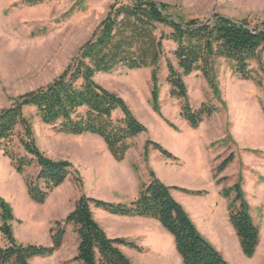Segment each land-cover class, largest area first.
<instances>
[{
	"label": "rangeland",
	"instance_id": "rangeland-1",
	"mask_svg": "<svg viewBox=\"0 0 264 264\" xmlns=\"http://www.w3.org/2000/svg\"><path fill=\"white\" fill-rule=\"evenodd\" d=\"M154 1L159 5H171L175 12L185 18L198 17L207 21L220 14L237 22L245 21L252 28L264 26V0ZM113 2L42 0L29 4L26 0H0V108L11 106L19 96L46 86L59 77L80 53L82 46L93 37ZM171 32L172 28L164 24H159L155 30L163 45V55L158 65L162 114L152 106L154 66L129 69L125 65H118L110 72L95 75L100 84L122 96L138 119L148 127L146 133L131 140L132 147L123 161L112 156L101 136L60 133L42 122L35 107L25 109V113L32 117L35 137L41 149L54 159L72 161L83 178V185L77 184L70 175L61 188L65 202L59 204L55 198L51 206L35 203L29 196L25 176L35 177L38 168L32 167L25 174H19L0 149V195L14 210L16 220L12 225L19 241L47 245L48 218L63 217L69 206L66 198L79 191L112 202L111 199L119 195L115 188L120 183H124V186L129 182L133 186L134 179L129 167L139 178L140 191L141 185L150 180L149 165L158 171L166 184L202 191L200 195L186 193L203 196L207 200V208L200 209L194 215L197 222L194 221L231 264H264V52L250 61L254 78L248 80L237 73L233 60L216 58L213 71L218 93L200 70L185 77L194 109L204 102L219 106L218 112L206 117L198 127H192L181 115V101L171 96L167 83L166 60L170 58L176 63L173 55L176 43L161 37ZM120 115L115 114L116 117ZM169 128L181 132L184 138L178 140L171 136ZM148 139L159 142L175 156V152L186 149L184 158L168 159L179 167L167 169L165 162L150 159L152 151L164 157L152 147L147 162L144 152ZM232 153L233 162L216 177V167ZM223 177L226 178L217 183ZM239 180L251 205L254 221L260 227L259 246L252 258L243 254L241 247L228 233L229 224L234 228L228 208L234 194L225 197L222 191ZM216 220L220 227L224 226L221 233L215 226ZM37 221H40L39 229L36 227ZM6 243L0 233V244ZM46 263L44 260L36 264Z\"/></svg>",
	"mask_w": 264,
	"mask_h": 264
},
{
	"label": "trees",
	"instance_id": "trees-1",
	"mask_svg": "<svg viewBox=\"0 0 264 264\" xmlns=\"http://www.w3.org/2000/svg\"><path fill=\"white\" fill-rule=\"evenodd\" d=\"M42 0H26L36 4ZM110 10L93 37L63 73L46 86L19 96L11 106L0 108V149L19 174L38 168L37 175L25 176L32 201L44 204L50 194L70 175L79 185L83 178L68 159H54L39 146L32 117L25 113L35 107L43 123L67 135L94 134L106 142L112 156L123 161L131 140L148 131L128 102L119 94L100 84L95 75L110 72L118 65L129 69L154 66L152 70V106L159 114L160 86L158 65L163 55L161 40L155 35L159 24L172 28L161 38L176 43L173 52L176 63L167 61V83L170 94L181 101V115L192 127H198L206 117L219 111V106L204 102L197 109L190 103L185 77L202 71L216 93L219 92L213 64L224 57L236 63V71L243 79H253L250 61L264 52V26L254 28L217 14L207 21L198 17L185 18L169 4L154 0H113ZM121 113L120 116H115ZM172 127H177L169 122ZM161 152L166 159L178 160L171 151L152 139L145 143L144 159L149 150ZM234 160V154L216 167V177ZM150 180L141 185L139 194L131 202H110L82 193L74 209L53 222L50 245L19 241L13 230L16 215L10 203L0 195V233L7 243L0 244V264H30V259L52 256L64 243L68 225H74L79 235L78 253L73 260L84 264H135L120 248L121 245L141 248L124 238H111L94 216L93 207L111 214L144 216L158 220L173 235L176 248L184 264H231L224 254L198 228L197 224L172 194L180 190L200 195L201 190L170 186L163 182L148 165ZM226 177L219 178L217 183ZM222 194H234L229 219L238 236L245 256L254 257L260 242V227L255 223L241 181L224 188Z\"/></svg>",
	"mask_w": 264,
	"mask_h": 264
},
{
	"label": "crops",
	"instance_id": "crops-1",
	"mask_svg": "<svg viewBox=\"0 0 264 264\" xmlns=\"http://www.w3.org/2000/svg\"><path fill=\"white\" fill-rule=\"evenodd\" d=\"M169 134L175 137L178 140H182L184 137L183 134L179 131L172 130L169 128ZM94 135V134H93ZM89 137H95L90 135ZM183 137V138H182ZM156 151H152L150 159L160 160L165 162V166L167 169L174 170L179 166L173 165L171 160L165 159L164 157H159L156 155ZM178 158H184L186 155V149L184 152H175ZM141 158V155L139 156ZM170 161V162H169ZM130 172L134 179L133 186L124 185V183H120L119 187L115 189L118 190L119 195L111 199L112 202H131L138 195V181L139 178L135 171L132 168ZM158 177L163 180L162 176L158 173L156 169H154ZM128 181V180H127ZM65 183L57 187L46 200L47 202L42 204L43 206H51V201L56 198V202L60 204L61 201L65 202L61 188ZM173 186V184H167ZM81 192L79 191L76 195L72 197L66 198V204L69 206L66 209L65 215L61 218H65L75 207L77 199L81 196ZM173 196L180 203L183 204L185 209L188 211L193 220L196 221V217L194 216L196 213L200 212V209L205 210L207 208V200L203 196H192L186 193H182L178 190H172ZM94 216L96 220L100 223V225L105 229L106 233L111 238L124 237L133 242H135L141 250L133 247H129L126 245H121L120 248L122 251L135 263V264H184L183 259L176 248L175 239L172 234H170L166 228L156 219L144 216H126V215H118L111 214L107 211L93 207ZM59 218V219H61ZM58 217L48 218L47 222V232L49 242L47 245L52 243V237L50 229L53 225V222L57 220ZM42 220V219H41ZM47 220V219H46ZM42 222V221H41ZM197 222V221H196ZM40 221H37L36 227L38 229L40 226ZM216 228L221 233V230H224V226L220 227L217 223V220L214 222ZM1 225V222H0ZM229 234L232 238H234L235 243H237L238 247L240 246V242L236 231L229 224ZM223 228V229H222ZM201 229V228H200ZM15 234V231H14ZM16 236V235H15ZM17 237V236H16ZM23 242V241H22ZM25 243V242H24ZM78 244H79V235L75 231L74 225H68L67 233L64 240V243L60 249H58L52 256L49 257H34L30 259V264H36L38 261L46 260V264H84V262L79 260H73L78 253ZM240 249V248H239ZM241 251V250H240Z\"/></svg>",
	"mask_w": 264,
	"mask_h": 264
}]
</instances>
